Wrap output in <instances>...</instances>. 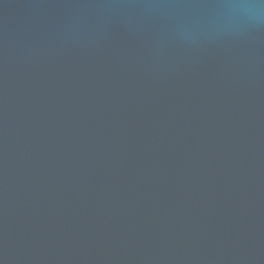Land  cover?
I'll return each mask as SVG.
<instances>
[{
  "label": "water",
  "instance_id": "95a60500",
  "mask_svg": "<svg viewBox=\"0 0 264 264\" xmlns=\"http://www.w3.org/2000/svg\"><path fill=\"white\" fill-rule=\"evenodd\" d=\"M0 264H264V0H0Z\"/></svg>",
  "mask_w": 264,
  "mask_h": 264
}]
</instances>
